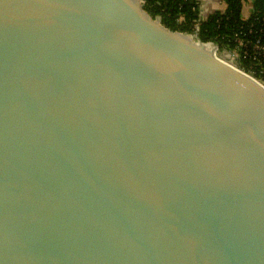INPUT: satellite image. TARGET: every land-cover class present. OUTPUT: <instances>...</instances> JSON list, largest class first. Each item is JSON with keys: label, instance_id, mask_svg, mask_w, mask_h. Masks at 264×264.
Here are the masks:
<instances>
[{"label": "water", "instance_id": "95a60500", "mask_svg": "<svg viewBox=\"0 0 264 264\" xmlns=\"http://www.w3.org/2000/svg\"><path fill=\"white\" fill-rule=\"evenodd\" d=\"M0 264H264V89L140 0H0Z\"/></svg>", "mask_w": 264, "mask_h": 264}, {"label": "built area", "instance_id": "2783aa9c", "mask_svg": "<svg viewBox=\"0 0 264 264\" xmlns=\"http://www.w3.org/2000/svg\"><path fill=\"white\" fill-rule=\"evenodd\" d=\"M140 1L142 3V0ZM221 1L224 8L216 12L224 15L228 5L226 0ZM239 2L240 24L230 32L201 40L200 24L209 15H204L196 5L191 31L181 33L196 45L203 46L218 60L252 78L264 89V15L254 8L255 0H239ZM179 19L181 20L182 17Z\"/></svg>", "mask_w": 264, "mask_h": 264}, {"label": "trees", "instance_id": "16d2710c", "mask_svg": "<svg viewBox=\"0 0 264 264\" xmlns=\"http://www.w3.org/2000/svg\"><path fill=\"white\" fill-rule=\"evenodd\" d=\"M226 2L228 6L224 15L215 12L201 22L199 30L201 40L230 32L240 24L239 0ZM142 8L153 19L160 16L161 24L169 30L188 33L191 31L192 20L195 19L196 4L190 3L189 0H142ZM254 8L264 15V0H255Z\"/></svg>", "mask_w": 264, "mask_h": 264}, {"label": "crops", "instance_id": "0c3cea01", "mask_svg": "<svg viewBox=\"0 0 264 264\" xmlns=\"http://www.w3.org/2000/svg\"><path fill=\"white\" fill-rule=\"evenodd\" d=\"M195 4L199 6L204 15H210L216 11H221L224 5L221 0H194ZM219 5V8H212L211 6Z\"/></svg>", "mask_w": 264, "mask_h": 264}, {"label": "rangeland", "instance_id": "374dc122", "mask_svg": "<svg viewBox=\"0 0 264 264\" xmlns=\"http://www.w3.org/2000/svg\"><path fill=\"white\" fill-rule=\"evenodd\" d=\"M211 7L215 9V8H219L220 6L215 4V6H211Z\"/></svg>", "mask_w": 264, "mask_h": 264}]
</instances>
